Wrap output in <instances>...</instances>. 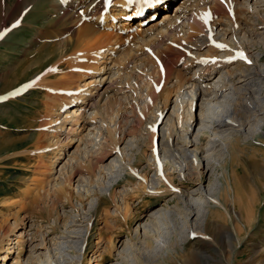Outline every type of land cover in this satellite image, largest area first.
Returning a JSON list of instances; mask_svg holds the SVG:
<instances>
[{
  "label": "rangeland",
  "instance_id": "rangeland-1",
  "mask_svg": "<svg viewBox=\"0 0 264 264\" xmlns=\"http://www.w3.org/2000/svg\"><path fill=\"white\" fill-rule=\"evenodd\" d=\"M51 1L0 0V264H264V0H175L126 32L110 12L81 39L103 0L65 23ZM86 89L99 114L57 132Z\"/></svg>",
  "mask_w": 264,
  "mask_h": 264
},
{
  "label": "bare ground",
  "instance_id": "bare-ground-1",
  "mask_svg": "<svg viewBox=\"0 0 264 264\" xmlns=\"http://www.w3.org/2000/svg\"><path fill=\"white\" fill-rule=\"evenodd\" d=\"M85 1L86 0H52L51 3H49L48 5H49V7H52V9L53 8L56 9L57 14H59L60 17H61L62 22L65 23L66 21L70 20L71 18H76V17H74L75 16V12L77 11V9L81 5L84 4ZM137 1L138 0H103L101 4L95 5L91 9L92 11H96V12L93 13L94 14L93 15V23H89V24L85 25L82 29H80L78 38L81 39L82 37L92 36V35L98 33V29H97L98 26L97 25L99 23H101L100 20L104 19V15L106 13H110V12L111 13L114 12L113 14H115V20L119 21L121 19H127V22H125L126 26H124V25L122 26V23L119 24L120 22L117 23L116 26H115V27L121 26V28L119 27L120 28L119 30L121 32H123V31L126 32L128 30H133V28L137 27V26H134V24H133L136 21L137 18L142 17L143 18L142 19L143 20L142 23H144V20L148 19L147 18V13H146L147 11L139 13V12H137L136 9H134V5H131V4H136ZM174 1L173 0H163V3L158 4L156 6H152V8H154V10H156V9H159L160 7L162 8V7H165L167 5L169 6ZM156 7H158V8H156ZM127 8H129V10H128L129 12L125 11V9L127 10ZM149 12H152L151 9L149 10ZM186 16L187 15L184 14V17H186ZM142 20L139 19L140 22ZM127 25H129L131 27L128 28ZM255 33H258L257 29L255 30ZM199 44L200 43H198V45ZM111 54H113V52ZM111 54H109L108 57H106V58L103 56L102 60L99 61V64L103 66V68H101V70H102L103 73H106V75L103 78H101V80H99V82H100L99 84H97L98 83V79H97V81L95 80V82L93 83L94 86L95 85H98V86L100 85L99 87H102L103 85H105V83L108 80V78H110V77L107 76L108 72H111L110 73V74H112L111 77H113V76L117 77L120 74V67L117 68V66H119V65L122 66V64H119V61H120V60L118 61L119 58L116 59L115 57H112ZM114 70H116L115 73H114ZM110 74H108V75H110ZM229 77H230V81H232L234 83L235 82H245V81H249V80H251V81L254 80V76H253V74L250 71H249V73L247 75L243 74V72H240V73H234V74L230 75ZM207 79H208L207 76H198V78H192L190 81L186 80L187 82L184 83V84L187 85V84L190 83L191 86H194V87H196L199 90V88L197 86L198 84L195 83V82H198V81L199 82H203V81H206ZM235 84H237V83H235ZM185 85H183V87ZM214 87H216V88H213V86H212L213 89H210V90H215L216 92H213V95L214 96H218L220 93L224 92V88H226L227 86L225 85L224 87H222L220 89L217 86H214ZM94 89H95V87H94ZM94 89L93 90L86 89L78 97H72L71 99H68L70 104H74V106L71 107V109H67L66 108L67 105H63V106H61L58 109L59 110V113L57 115L58 116V124H57V126H55V130L57 132L59 131V133H60V132H63L65 130L67 131V134L73 132L74 125L77 126L78 121L81 120L83 118V115H85V113L87 112L86 111V107H88L90 104H91L90 108H92L94 114H99L97 105L94 104V103H91L93 98H94V96H95V94H97V92H95ZM209 92L210 91H208L207 94H209ZM74 100H77L76 103H74ZM246 102H245V104L244 103L242 104L244 106V108L245 109L246 108L247 109H252L251 108L252 107L251 104L249 102H247V103ZM85 105H87V106H85ZM64 110H65L66 113L63 112ZM236 113H238V112H236ZM55 115H56V113H55ZM238 117L239 116H236L235 114H230V113L223 114L222 116H220V122L215 120L212 123H214L216 128H222V130L224 129V126H235V125L246 126L247 124L249 125V123H250L249 122L250 121L249 117H245L244 114H241V118H242L241 120H239ZM75 130H76V127H75ZM239 140H240L239 137L235 136L233 138V143H239ZM54 154L55 155H54L53 158H55V157L57 158L58 154H59V151L56 150ZM83 166L85 167V169L87 168L85 165H83ZM81 167H82L81 164L77 165L78 171H79V169ZM89 168H90V166H89ZM166 178H168V177H166ZM57 193H59V192H57ZM216 200L218 201V205L223 206L225 208V210L228 211L227 205H226V201L224 203H222V195H221V193L219 194V197ZM232 206L242 213V211H241V209H242L241 208V206H242L241 200L240 201L233 200L232 201ZM7 244H10V243H7ZM7 250H9V249H7ZM167 256L168 255H164L162 257L163 258L162 262L166 261Z\"/></svg>",
  "mask_w": 264,
  "mask_h": 264
},
{
  "label": "snow or ice",
  "instance_id": "snow-or-ice-1",
  "mask_svg": "<svg viewBox=\"0 0 264 264\" xmlns=\"http://www.w3.org/2000/svg\"><path fill=\"white\" fill-rule=\"evenodd\" d=\"M142 2L146 5V6H149V7H152V6H156L158 4H161L163 2V0H142ZM217 47H220V48H224L226 47L225 45H222V44H218ZM240 55V58L244 59L245 57L243 56V54H239Z\"/></svg>",
  "mask_w": 264,
  "mask_h": 264
}]
</instances>
